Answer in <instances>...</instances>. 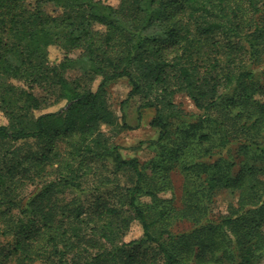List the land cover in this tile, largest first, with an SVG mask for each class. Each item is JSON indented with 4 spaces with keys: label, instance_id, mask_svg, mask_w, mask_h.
<instances>
[{
    "label": "trees",
    "instance_id": "trees-1",
    "mask_svg": "<svg viewBox=\"0 0 264 264\" xmlns=\"http://www.w3.org/2000/svg\"><path fill=\"white\" fill-rule=\"evenodd\" d=\"M46 1L62 14L28 9L25 0H0V111L6 118L0 141L64 144L60 157L39 158L56 166V177L26 202L25 219L13 216L11 188L5 186L0 264L264 260V100L258 97L264 90L259 80L264 70L258 71L264 65V0ZM53 45L65 54L57 64L48 61ZM73 49L81 50L75 60L67 56ZM75 64L80 75L70 79L65 70ZM120 78L131 86L126 100L141 95L140 107L154 108L150 125L158 129L157 142L176 135L171 152L183 174L178 207L156 196L168 185L171 166L148 168L137 157H123L118 146L110 153L111 173L130 179L125 186L114 176L107 180L122 190L118 201L102 199L95 186H87L95 197L86 206L55 198L58 189L84 194L83 181L108 169L98 166L106 159L99 126L114 124L105 87ZM34 86L56 87V96L45 104ZM178 93L200 114L173 127L186 116L173 102ZM57 103L60 109L42 111ZM150 167L159 171L157 186ZM7 174L12 180L11 170ZM223 188L235 193V203L218 220H201L207 212L203 204ZM143 193L152 199L142 202ZM174 219L196 225L172 232ZM134 220L142 234L124 241Z\"/></svg>",
    "mask_w": 264,
    "mask_h": 264
},
{
    "label": "rangeland",
    "instance_id": "rangeland-1",
    "mask_svg": "<svg viewBox=\"0 0 264 264\" xmlns=\"http://www.w3.org/2000/svg\"><path fill=\"white\" fill-rule=\"evenodd\" d=\"M105 3L112 5L118 4V0H101ZM26 8L34 9L39 8L44 13L50 16L61 15L63 9L54 5L52 2L46 0H25ZM81 53L79 49L70 50L67 56L73 60L77 59ZM63 49L57 46L49 47L48 61L50 64H57L64 57ZM78 64L68 67L65 70L66 77L74 78L80 75ZM258 71L264 70V65L259 67ZM259 75V73H258ZM259 80L264 85V76L259 75ZM97 81L94 83V87ZM131 86L126 78H120L109 82L105 87V99L109 109L114 116L113 125L99 126V131L102 133V138L106 146L104 152V159L98 163V166H108V169H102V174L99 172L95 177H90L88 180L83 181V186L87 188L84 194L77 193L72 189H58L55 193V198L58 202H67L72 199H78L83 202L84 206L93 202L92 188H100L99 192L102 199L111 197L110 199L118 201L122 196V190L116 186V183L107 182L111 178L116 177V182L125 186L129 183V176L125 173L119 172L117 175L111 173L112 171V157L110 153L114 146H118L119 151L125 158L137 157L143 166H171L169 168L168 178L169 182L165 189L153 188L152 190L160 189L156 193L159 199H171L175 206L180 205V198L182 193L183 174L179 169L176 154L171 152V149L176 144V135L170 136L168 141L157 142L158 129L150 125L151 119L155 115L154 108L140 107L144 101L143 96L136 95L126 100L127 93ZM33 92L40 99L48 104L56 96L57 88L50 86H34ZM260 94V93H259ZM264 100V90L258 96ZM173 102L181 107L186 116L174 122L173 127L184 126L193 122L196 115L200 114L196 109L190 98L184 93H178L172 97ZM126 100V101H125ZM62 104L57 103L49 106L42 111H55L60 109ZM6 122V118L0 111V124ZM131 126L128 128L125 126ZM233 147L232 151H234ZM64 151V144L53 141H0V176L4 179V183L0 182V197L6 187L11 188L9 198L12 200L11 212L15 218H26L27 214L22 210L27 201H29L37 192L40 191L42 186L49 180L56 177V166L49 165L48 163L39 162L41 156L48 155L50 157H60ZM179 155V154H177ZM181 162V157L178 158ZM11 170L14 175L12 180L9 179L7 171ZM151 170V167H150ZM150 172V171H148ZM150 179L154 181L152 186H157L162 180L159 178V171L152 169L148 173ZM114 176V177H113ZM106 177V180H103ZM106 182V183H103ZM93 189V190H94ZM140 200L142 202L152 199L150 195L145 193L141 194ZM236 195L228 189H219L213 193L210 200L203 205L207 206L206 214L202 215L201 220L205 219L218 220L221 216L227 214L230 204H234ZM8 205H6L7 207ZM187 220L174 219L170 225L172 232L186 231L194 227ZM142 230L140 224L134 220L127 233L123 237L124 241L137 239L141 236ZM5 243V238L0 237ZM35 264H41L37 261ZM256 264H264L263 258Z\"/></svg>",
    "mask_w": 264,
    "mask_h": 264
}]
</instances>
